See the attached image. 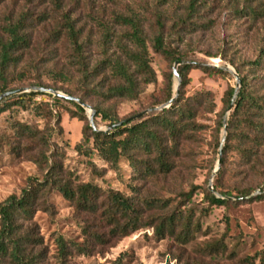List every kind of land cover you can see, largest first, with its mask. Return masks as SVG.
I'll use <instances>...</instances> for the list:
<instances>
[{"label":"rangeland","instance_id":"1","mask_svg":"<svg viewBox=\"0 0 264 264\" xmlns=\"http://www.w3.org/2000/svg\"><path fill=\"white\" fill-rule=\"evenodd\" d=\"M189 1L0 0V25L4 21L16 19L23 12L28 13L30 17L28 21L33 25L30 30L32 39L30 48L15 68L9 83L11 89L7 90L18 93L4 99L0 105L18 101L23 95L21 92L23 89L41 86L67 94L65 89L77 84L80 73L72 62V51L68 42L59 38L50 46L47 41L51 32L59 29L62 13L70 15L80 32L81 39L85 40L86 60L88 67L92 68L103 59L101 26L104 23L116 35H120L127 27L118 17L140 14L146 34L152 37L155 33L156 13H160L161 20L166 24L164 34L166 37H173L169 26L179 17L187 15ZM242 1L237 0V4L232 0H206L197 8L198 14L191 17L192 22L199 23L197 24L199 27L179 32L182 42L173 44L177 46L185 62L222 68L227 74L214 72L209 75L200 67H193L187 71V84L184 88L186 95L209 91L215 109L212 113L200 111L196 121L203 125V128L195 138L182 143L175 157L176 166L166 175L158 174L152 179L138 180L132 177L126 164H121L120 176L105 170L104 181L92 177L90 169L83 162V157L78 156L73 149L81 138L84 122L71 118L66 110H79L65 101L56 104L54 108L60 119L59 126H54V118H42L32 111L30 107L32 104L52 102L47 93L34 97L31 104L24 102L25 106L12 104L7 111L0 114V201L11 194H18L27 179L38 173L36 164L24 150L27 142L19 138L12 128V124L18 121L38 129L52 131L53 145L60 147L65 153L64 166L81 180L88 181L94 178L93 180L103 188L110 186L120 190L133 197L137 203L152 196L163 199L172 197L175 202L181 201L182 209L194 210L195 219L200 220V231L186 244L173 237L159 239L154 236L151 227L141 228L120 239L113 246H104L101 251L96 248L90 256L74 255L69 258L68 264H108L120 253L127 254L125 264H264V196L258 198L264 195V165L258 163L252 169L243 164L236 150L230 151L222 174L217 180L214 176L212 181L213 185H218V190H215L216 197H221L219 191H229L228 198H224L227 203L210 206L203 194L205 188L209 189L210 179L219 158L223 129L221 127L218 132L216 131L217 122L221 116V122L223 121L228 108L224 109L223 97L229 87L236 86L233 75L223 67L227 66L237 73L239 71L240 75L251 79L253 85H258L260 82L257 78L264 76V69L252 72L243 64V61L254 59L257 55L260 40L264 36V18L252 22L248 16H239L235 10L242 5ZM200 23L205 24L200 27ZM55 35L62 36V33ZM107 51L111 55L118 54L115 44H111ZM150 56L155 82L146 85L137 100L103 101L97 96L91 97L85 102L87 106L83 107L86 111L82 112L87 120L90 108L94 109L93 105L114 111L118 121H121L167 103L164 98L169 84L171 97L177 94L178 80L173 75L175 61L167 60L152 49ZM180 66L178 65L177 69ZM22 70H27L25 77L15 75ZM55 70L70 74L71 83L59 81ZM170 73L171 83L168 80ZM262 91L264 92V89ZM2 93L4 92L0 94ZM49 108L50 106L44 103L41 105L44 111H48ZM152 113L154 112L145 114L143 119ZM95 123L100 129H105L109 124L100 117L95 119ZM14 147H19V151L15 152ZM263 157L264 154H260L259 161H262ZM93 161L99 169L107 168L101 160L96 158ZM261 189L263 192L255 195L256 191ZM244 190L248 192L240 195L239 191ZM251 195L253 196L248 199H234ZM49 201L53 206V214L36 211L33 216V229L42 239L45 252L43 264H58L56 237L62 235L67 240L82 243L84 223L94 224L95 221L76 214L71 204L57 192L51 193ZM202 210H206L207 214L204 215ZM148 212L150 211L147 210L146 213ZM218 241H223L225 248L213 253L214 250H210L209 246Z\"/></svg>","mask_w":264,"mask_h":264},{"label":"trees","instance_id":"2","mask_svg":"<svg viewBox=\"0 0 264 264\" xmlns=\"http://www.w3.org/2000/svg\"><path fill=\"white\" fill-rule=\"evenodd\" d=\"M205 1H189L187 15L179 17L169 26L173 37H166L164 34L166 24L161 20L160 13H156L155 33L152 37L146 34L140 14L118 17L127 27L120 35H116L104 23L101 26L103 59L92 68L88 67L86 60L85 40L81 39L80 32L70 15L62 13L59 29L52 31L47 41L50 46L59 38L68 42L72 51V62L77 66L80 79L74 87L65 89V92L79 97L84 102L95 96L103 101L137 100L144 87L156 80L150 49L171 62L182 61L177 69L180 77L177 97L168 107L146 116L145 119L144 116L140 117L137 122L125 119L128 120L127 123L106 132L94 131L82 114L86 108L73 101L48 94L52 98L51 103L39 102L30 106L35 115L46 119L54 118V126H59L60 120L54 108L56 104L65 101L79 110H66L71 118L84 122L81 138L73 149L78 156L83 157L84 164L95 179L104 181L105 170L120 176L121 164H126L132 177L138 180L152 179L158 174H168L176 166L175 157L182 143L195 138L203 128V125L196 121L200 111L214 112L215 103L209 91L186 95L184 92L187 84L186 74L193 67H200L209 75L214 72L226 74L227 72L222 68L185 62L177 46L173 45L182 42L179 32L199 27L197 25L199 23L192 22L191 17L198 14L197 8ZM232 1L237 3V0ZM235 11L239 16H248L254 22L264 18V0H243L242 5ZM28 19H30L28 13L23 12L16 19L4 21L0 25V93L11 89L10 78L22 61L24 53L30 48L32 42L30 30L33 25ZM204 24L200 23V27ZM54 33H62V36ZM111 44H115L118 54L108 53L107 49ZM243 64L252 72L264 69V36L260 40L255 58L243 61ZM26 73L27 70H22L15 75L25 77ZM55 73L59 81L71 83L72 78L67 72L55 70ZM238 73L241 86L235 106L227 120V134L220 167L215 175L216 180L224 170L227 154L233 150L239 153L243 164L252 169L258 163L264 165V157L259 161V155L264 154V92L262 91L264 76L257 78L260 82L258 85H253L251 79L240 75L239 71ZM99 77L101 79L98 80ZM171 77L172 73L168 75L169 83ZM170 87L169 84L164 101L172 98ZM233 93V87L226 90L223 97L224 109L229 106ZM38 95L45 94H23L14 103H3L0 105V114L7 111L12 104L20 106H25L24 102L31 104ZM43 103L50 106L48 111L41 109ZM93 108L94 121L100 117L109 124L118 122V116L114 111L103 109L98 105H93ZM221 120L222 116L217 122V132L222 127ZM12 128L19 138L27 142L24 150L30 160L36 164L38 173L27 179L18 194H11L0 201V264H43L45 252L42 239L34 232L33 216L38 210L53 214V206L49 198L54 192L59 193L69 202L76 214L95 221L94 224L84 223L82 243L67 240L62 235L56 237L58 264H68L69 258L74 255L90 256L96 248L101 251L104 246H113L120 239L130 236L141 228L151 227L157 238L173 237L182 244L190 242L200 231V220L195 219L194 210L182 209L181 201L175 202L172 197L163 199L152 196L143 198L137 203L133 197L127 196L120 190L110 186L103 188L93 180L94 178L88 181L81 180L78 175L64 166L65 153L60 147L53 145L52 131L38 129L18 121L12 124ZM215 141L217 145L218 140ZM14 151L18 152L19 147H14ZM96 158L107 168L99 169L93 161ZM213 187L214 190H218V185L214 184ZM261 191L263 192V189ZM247 192L248 190L239 191V194L243 195ZM219 193L221 196L230 195L229 191H219ZM203 194L210 206L227 203V200L216 197L208 188L204 189ZM262 196L264 195L258 198ZM147 210L150 212L146 213ZM202 213L206 215L207 211L202 210ZM223 244V241H218L210 245L209 249L217 253L225 248ZM126 256V253H120L108 264H125Z\"/></svg>","mask_w":264,"mask_h":264},{"label":"water","instance_id":"3","mask_svg":"<svg viewBox=\"0 0 264 264\" xmlns=\"http://www.w3.org/2000/svg\"><path fill=\"white\" fill-rule=\"evenodd\" d=\"M182 64V61H175L174 62V66H173V75L174 77L178 80V85H177V89H176V92L178 93V90H179V84H180V77H179V74H178V71H177V67L178 65H181ZM225 70L229 71L233 77L235 78L236 80V86L234 87V93H233V96L231 98V102L226 110V113L223 117V121H222V129H223V135H222V138H221V141H220V144H219V158H218V161H217V164H216V168L215 170L213 171L212 173V176H211V179H210V183H209V191H211L212 193L216 194L215 190H214V187H213V184H212V181H213V178L214 176L217 174V171L219 170V167H220V159H221V156H222V152H223V147H224V144H225V139H226V134H227V120H228V116L230 114V112L233 110L234 106H235V102H236V99H237V95H238V92H239V89H240V86H241V78L240 76L238 75V73L229 68V67H223ZM20 92V91H19ZM23 94H30V93H41V94H44V93H47V94H52L54 96H58V97H61V98H64L66 100H70V101H73L77 104H79L80 106L82 107H85L87 106V104L82 101L79 97L77 96H72V95H69V94H65L57 89H53V88H48V87H41V86H36V87H31V88H27V89H23V91H21ZM18 93V91H6L2 94H0V102H2L4 99L8 98V97H11L12 95ZM177 97V94L175 96H173L167 103H165L164 105L162 106H159V107H154V108H150V109H147L129 119L131 120H135V119H138L142 116H144L145 114L147 113H150V112H155V111H159L163 108H166L168 107ZM94 114H95V111L94 109L90 108V111H89V114H88V120H89V125L90 127L94 130V131H102V132H106L107 130H110L116 126H121L123 125L124 123H127L128 120H121V121H118V122H115L113 124H108L107 127L105 129H100L96 126L95 124V121H94ZM262 191L261 190H258L256 191L255 195H258V194H261ZM253 195L251 196H245V197H235L234 199H248L250 197H252ZM222 198H228L227 196H221Z\"/></svg>","mask_w":264,"mask_h":264}]
</instances>
